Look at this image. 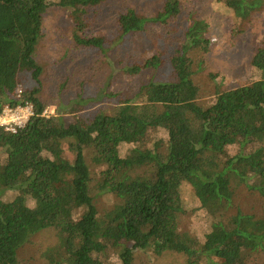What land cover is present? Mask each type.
I'll list each match as a JSON object with an SVG mask.
<instances>
[{
    "label": "trees",
    "instance_id": "16d2710c",
    "mask_svg": "<svg viewBox=\"0 0 264 264\" xmlns=\"http://www.w3.org/2000/svg\"><path fill=\"white\" fill-rule=\"evenodd\" d=\"M111 1L0 0V114L33 112L0 129V264H32L23 252L44 232L47 264H264V34L252 77L220 90L209 75L214 96L198 105L197 77L228 43L214 11L131 4L107 34L95 20ZM211 1L234 28L229 47L264 14V0ZM52 11L71 24L49 69L39 46ZM229 189L256 196V212L228 215ZM104 194L112 207L97 206Z\"/></svg>",
    "mask_w": 264,
    "mask_h": 264
},
{
    "label": "rangeland",
    "instance_id": "374dc122",
    "mask_svg": "<svg viewBox=\"0 0 264 264\" xmlns=\"http://www.w3.org/2000/svg\"><path fill=\"white\" fill-rule=\"evenodd\" d=\"M158 1L160 0H112L107 6V9L95 20V26L100 32L110 34L113 31L117 15L123 12L127 6L133 4L141 11H146ZM201 6L210 7L211 10L214 11L213 14L216 17V21L220 26L226 27L229 34L226 36L228 43H226L227 46L225 49L222 46L225 44L217 41L213 45L212 52L207 57L206 64L211 72H205V75L202 74L197 77V79L201 78L198 82L205 87V94L207 95V97L205 96V98L198 102V105L206 103L207 98L211 100L214 96L211 84L212 80L209 75L215 77L214 82H217L220 76L224 77V85L218 87L220 90H227L226 88L237 86L243 83L247 78L252 77L253 70L249 66L248 51L264 34V14H262L253 21L252 28L248 30V33L245 34L242 39L240 38V42L235 47H229V43L233 40L234 28L231 25L228 26L226 22L227 17L217 16V10H222L219 4L216 2L213 3L211 0H202V3L200 2V7ZM70 24V16L68 15L67 17V15L61 11H52L44 18V31L46 36L39 46V51L41 55L40 60L45 63V66L49 69L51 68L50 64L55 63L61 56L64 49L62 45L66 40L65 33ZM250 33L254 34V36H251ZM219 36V30L217 29L214 38L217 39ZM151 41L152 39L149 37L140 40L138 44L140 48L145 50L150 47ZM49 113H53V110H50ZM228 193L233 196L235 203L234 210L229 212L228 215L236 216L239 213L248 215L256 212L255 208L259 204V200L256 196L250 193L248 194L243 189H229ZM96 201L99 208H110L113 206L114 199L112 196L104 194L97 198ZM187 224L193 226L194 222L189 220ZM53 241L54 236L51 232H44L43 234L34 236L31 243L28 245L29 250L24 251L23 254L31 259L32 264H47L51 262V260H44V256L46 255V249L52 246L54 243ZM259 261L261 262V260L256 257L251 264H259ZM158 263L161 264L159 261ZM175 264H178V262Z\"/></svg>",
    "mask_w": 264,
    "mask_h": 264
},
{
    "label": "built area",
    "instance_id": "2783aa9c",
    "mask_svg": "<svg viewBox=\"0 0 264 264\" xmlns=\"http://www.w3.org/2000/svg\"><path fill=\"white\" fill-rule=\"evenodd\" d=\"M32 113L31 105L16 108L6 107L0 114V129L8 134H13L25 126Z\"/></svg>",
    "mask_w": 264,
    "mask_h": 264
}]
</instances>
